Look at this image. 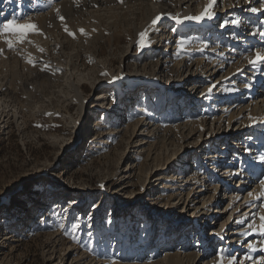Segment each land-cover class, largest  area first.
<instances>
[{
	"label": "bare ground",
	"instance_id": "1",
	"mask_svg": "<svg viewBox=\"0 0 264 264\" xmlns=\"http://www.w3.org/2000/svg\"><path fill=\"white\" fill-rule=\"evenodd\" d=\"M31 2L23 0L29 11L17 22L36 24L40 34H30L12 50L0 40V93L7 92L8 78L17 79L25 87L24 76L44 71L45 83L39 85L44 94L45 87L52 88L58 81L55 63L62 64L64 56H69L71 68H77L72 59L82 57L78 46L95 44L100 39L115 47L121 45V56L132 63L123 64L116 74L106 70L105 79L95 75L92 88L110 86L114 96L123 92V84L127 85L129 95L117 106L118 110L124 106L127 110L128 125L124 129L130 135L136 129L146 131L138 141L148 138L140 156L143 159L137 164L138 178L145 182L153 171H147L150 159L152 169L160 171L156 180L161 179L165 189L157 203L169 208L174 192L181 201L179 215L167 218L170 222L160 240L151 235L154 229L150 224L149 239L138 247L136 259L123 256L125 245L118 234L110 245L106 246L104 239L96 245L102 255H96V248L88 244L83 257L77 259L80 264L92 262L93 254L95 264H221V257L222 264H264V233L260 230L264 197L257 199L264 191L260 184L264 180V62H249L257 52L264 55V37L260 35L264 32V0H212V17L203 20L184 18L199 16L210 0H47L39 11L32 9ZM13 6L2 1L0 10ZM253 8L258 11L253 12ZM158 14L161 20L152 25ZM59 16L65 19L61 21ZM175 17L183 23H177ZM65 26L74 37L65 31ZM142 31L147 32V46L143 49L137 43ZM186 31L188 35H182ZM168 39L173 40L170 47ZM162 42L165 49L156 50ZM170 71L176 74L174 78H167ZM140 85L144 87L138 90ZM71 87L68 108L75 105L81 118L86 98L79 89L83 91L85 86L78 83ZM23 92L26 97L19 105L30 109L32 91ZM137 93H141L140 98H133ZM103 97L102 92L97 99ZM160 97L172 100V105L167 106L163 99L158 102ZM167 112L169 118L165 120ZM79 120L74 121L76 128ZM189 142L193 148H188ZM169 146L173 148L167 153ZM158 149L165 150L156 153ZM165 171L171 174L164 175ZM141 174L145 175L143 180ZM222 206L227 216L221 217ZM183 226L190 227L175 241V234ZM207 228L209 234H205ZM195 234L193 242L198 243L190 246ZM145 237L138 235L134 246L143 243ZM96 239L91 237L90 243ZM129 244L132 249L133 242ZM146 250L150 255L145 259L142 255Z\"/></svg>",
	"mask_w": 264,
	"mask_h": 264
},
{
	"label": "rangeland",
	"instance_id": "2",
	"mask_svg": "<svg viewBox=\"0 0 264 264\" xmlns=\"http://www.w3.org/2000/svg\"><path fill=\"white\" fill-rule=\"evenodd\" d=\"M2 1L14 6L0 10V23L26 18L29 8L23 6V0H0V4ZM32 1V9L39 11L47 0ZM0 40L4 41L2 36ZM168 43L170 47L173 40L168 39ZM164 44H157L156 50H164ZM117 46L105 39L78 46L82 57L72 59L77 68H71L69 56H64L62 64L55 63L58 81L52 88L45 87L44 94L39 91V85L45 83L44 71L24 76L25 87L17 79L8 78L7 92L0 93V264H80L81 260L77 259L83 257L88 244L96 248V255H102L96 245L105 241L108 246L118 234L122 246L125 245L123 256L133 260L137 258L138 247L146 245L143 241L149 239L147 230L151 223L154 229L151 235L155 234L158 241L170 222L167 218L179 215L177 207L181 201L177 192L169 199V208L157 203L160 192L165 189L163 181L156 180L160 171L152 169L150 159L146 162L147 171H153L145 182L138 178L137 164L143 159L140 156L148 138L138 141L146 131L136 129L130 135L124 129L128 125L127 110L125 106L118 110L117 106L129 93L127 85L123 84V92L114 96L110 86L92 88L95 75L105 79L107 75L102 73L106 70L112 69L116 74L123 69V64L132 63L121 56V45ZM129 70L132 71V66ZM174 74L170 71L167 78H174ZM78 83L85 86L83 91L79 89L86 98L81 118L75 105L68 108L71 86ZM143 87L140 85L138 90ZM23 89L32 91L30 109L19 105L26 97ZM102 92L104 97L97 99ZM137 95L141 93L133 98ZM139 98L127 103V109ZM171 101L163 99L167 106L172 105ZM101 102L102 106H96ZM115 111H118L116 115ZM167 116L168 112L165 120ZM78 120L76 128L74 121ZM186 145L194 146L190 142ZM171 147L155 152L168 153ZM153 149L151 146L150 156L154 154ZM144 178L141 174V179ZM223 208L219 210L223 213L221 217L228 215ZM189 227L179 228L175 241ZM204 231L210 232L208 228ZM138 235L146 237L136 247ZM96 236L97 241L90 243L91 237L93 240ZM192 238L190 246L197 235ZM130 242H133L132 249ZM148 253L146 250L143 258L149 257ZM95 254L90 256L93 261L89 264H95Z\"/></svg>",
	"mask_w": 264,
	"mask_h": 264
},
{
	"label": "snow or ice",
	"instance_id": "3",
	"mask_svg": "<svg viewBox=\"0 0 264 264\" xmlns=\"http://www.w3.org/2000/svg\"><path fill=\"white\" fill-rule=\"evenodd\" d=\"M122 2V0H121ZM212 7V0H210L209 4L206 6L205 11L202 12L199 16H194V17H185L184 19H188V20H203L205 18H211L212 17V13L210 11ZM253 12L258 11V9H251ZM57 14L59 15V10H57ZM162 15L158 14L152 21L151 24L152 25H156L158 24V22L161 20ZM59 19L61 21H63L65 18L63 16H59ZM176 22L177 23H183V21L179 18V17H175ZM233 24L238 23V21H233ZM65 31L68 32V34L70 36H75L74 33L68 31L67 26H65ZM173 32L176 31V29H172ZM80 32L82 34H84V30L80 29ZM30 34H40V29L38 28V26L34 23H18L16 18H13L11 20H7V22L3 23L2 25H0V36L4 37V43L7 45V47L9 48V50H12L17 44H22L24 43ZM260 35L262 37H264V32H261ZM146 36H147V32L146 31H142L139 33V41L138 43V47L143 49L144 47L147 46V42H146ZM31 42V41H28ZM180 45L181 47H183V40L180 41ZM3 49H0V52H2ZM41 52L44 51V49H40ZM252 64L258 63V62H264V55H262L260 52H257L255 54V59H252L249 61ZM28 63L33 64L34 66V62L33 60L29 59ZM102 75H107V73H102ZM209 92L212 91V88L210 87L208 89ZM261 160H264V156L261 157ZM261 187L264 188V180L260 181ZM101 187H103V185H101ZM249 195H252V193L250 192ZM264 197V191H261L260 196L257 197V199H260ZM262 207H264V205H262ZM260 230L262 231V233H264V215L260 216ZM222 260L223 257H221V264H222ZM229 264H233L232 261H229Z\"/></svg>",
	"mask_w": 264,
	"mask_h": 264
}]
</instances>
